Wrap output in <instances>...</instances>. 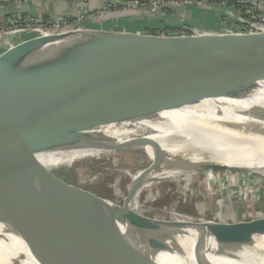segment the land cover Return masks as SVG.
Masks as SVG:
<instances>
[{
    "label": "water",
    "instance_id": "95a60500",
    "mask_svg": "<svg viewBox=\"0 0 264 264\" xmlns=\"http://www.w3.org/2000/svg\"><path fill=\"white\" fill-rule=\"evenodd\" d=\"M27 9L17 8L21 13ZM179 9L184 21L193 20L192 12L185 15L184 7L174 8ZM193 12L242 19L234 9L206 4L194 5ZM133 13L158 18L144 11L91 18L73 30L21 43L0 56V193L19 201L12 208L0 207V242L16 245L5 264H58L71 256L87 257L99 252L100 232L140 264H206L184 254V241H206L229 256L213 238L231 233L241 250L248 248L251 261L259 259L257 249L242 239L263 235L264 217L234 223L157 221L143 217L133 204L121 208L36 178L29 168L37 159L17 167L23 157L56 139L91 131L183 157L204 171L254 169L234 164L154 119L160 112L185 108L192 95L212 90L214 83L264 89V33L208 34L199 22L191 25L195 34L184 37L91 26ZM36 14L51 15L42 10ZM72 15L65 12L61 17ZM258 134L264 136V129Z\"/></svg>",
    "mask_w": 264,
    "mask_h": 264
},
{
    "label": "bare ground",
    "instance_id": "6f19581e",
    "mask_svg": "<svg viewBox=\"0 0 264 264\" xmlns=\"http://www.w3.org/2000/svg\"><path fill=\"white\" fill-rule=\"evenodd\" d=\"M154 120L171 132L221 152L234 164L254 168L250 171L253 174L264 172V136L258 134V129H264V89H242L214 83L212 90L192 95L185 108L160 112ZM75 144L79 146H74ZM106 151H136L145 154L148 159V167L138 170L134 181L131 180L129 193L133 199V209L138 204V196L146 187L195 172H204L208 176L213 174L212 171L188 165L183 157L164 155L112 135L91 131H78L56 139L23 157L17 167L23 168L36 159L42 164L40 168L58 167L61 163L89 159ZM18 204L19 201L13 196L0 193L1 208H12ZM242 240L252 245L249 248L257 249L259 259L251 261L248 258V248L241 250L232 233L213 238V242L225 248L229 256L223 255L210 243L202 240H185L181 250L188 258L206 264H264V234L254 233ZM15 251V244L0 242V264L12 259ZM98 251L84 258L71 256L58 264H140L128 250L104 232L99 233Z\"/></svg>",
    "mask_w": 264,
    "mask_h": 264
},
{
    "label": "rangeland",
    "instance_id": "374dc122",
    "mask_svg": "<svg viewBox=\"0 0 264 264\" xmlns=\"http://www.w3.org/2000/svg\"><path fill=\"white\" fill-rule=\"evenodd\" d=\"M76 15L77 13L73 16ZM13 16L20 18L19 14L14 13ZM32 17L37 18L38 15ZM229 22L235 23L231 20ZM209 25L210 22L206 24ZM218 32V29L213 30V33ZM28 35L31 40L38 38L35 33ZM0 36L3 37L0 45L6 39L9 44H13L5 32H1ZM136 153L106 151L89 159L61 163L58 167L38 169L42 164L37 163L30 166L29 170L33 176L46 183L81 190L112 205L125 208L133 204L129 194L131 180L134 181L138 170L149 165L145 155ZM261 174L250 171H216L208 176L204 172H195L146 187L140 197L138 196L135 209L145 218L163 222L234 223L256 220L264 216V172Z\"/></svg>",
    "mask_w": 264,
    "mask_h": 264
},
{
    "label": "built area",
    "instance_id": "2783aa9c",
    "mask_svg": "<svg viewBox=\"0 0 264 264\" xmlns=\"http://www.w3.org/2000/svg\"><path fill=\"white\" fill-rule=\"evenodd\" d=\"M32 0H0V35L5 32L7 37L23 33H35L39 37L55 35L57 33L73 30L91 18L105 16L125 11H144L159 15L175 7L188 9L197 4H206L224 8L234 9L242 14L241 22L228 18H221L217 21L216 27L220 31L217 34H256L264 33V0H73L83 7L78 8L75 17H59L58 19H46L43 16L37 18L19 12V6L30 4ZM40 2L42 0H39ZM58 2L60 0H46ZM97 2L100 3L98 10L95 9ZM94 4V9L90 5ZM262 9V10H261ZM6 12H9L6 15ZM19 14L20 18L13 16ZM144 34L159 37L191 36L195 31L183 20L177 25H162L147 27ZM3 37L0 36V40ZM0 45V56L11 50L14 45L3 40ZM1 44V41H0Z\"/></svg>",
    "mask_w": 264,
    "mask_h": 264
},
{
    "label": "crops",
    "instance_id": "0c3cea01",
    "mask_svg": "<svg viewBox=\"0 0 264 264\" xmlns=\"http://www.w3.org/2000/svg\"><path fill=\"white\" fill-rule=\"evenodd\" d=\"M97 6L95 7L94 4L91 3L90 7L96 10H98L100 3H96ZM26 7L28 6V11H23V15H28L30 17L38 15L36 14L39 10L49 12L55 19H58L59 17L62 16L63 13L68 12L69 14H75L76 11V6H78V2H75L73 0H60L58 2H52V1H46L42 0L41 2L39 0H32L29 5L25 4ZM23 6V5H22ZM179 12H175V10H168L166 12H163L158 16V18L152 19V18H144L143 16L139 14L133 13V16L130 17H117L111 20L104 21L99 24H92L91 26L96 29L100 30H105V31H115V32H134V33H142L146 31L147 27L150 25L154 26H162V25H177L180 24L184 19L181 16L183 11L178 10ZM194 11V6L188 8L185 10V15L188 14L189 12L191 13V18L193 19L191 22L190 21H185L187 25H193L194 22H199L204 26V28L207 30H212V31H205V33L208 34H217L213 33V30H217V27L215 24H217V21L222 18V16H212V15H206V13H196ZM9 12H6V15ZM225 13V12H224ZM262 13L264 14V9L262 10ZM49 15V17H52ZM225 15V14H224ZM73 16V15H72ZM106 16V15H105ZM98 17H103V16H98ZM96 17V18H98ZM227 17V16H226ZM95 18V17H94ZM210 19L206 21V19ZM229 20H232L233 17L228 16L227 17ZM235 20V19H234ZM210 22L209 26H206L207 23ZM106 27V28H99V27ZM35 37L39 38V35H35ZM10 40L15 44V46L19 45L22 42H27L28 40L31 41V37L28 35V33H23L20 35L16 36H11ZM14 46V47H15Z\"/></svg>",
    "mask_w": 264,
    "mask_h": 264
},
{
    "label": "trees",
    "instance_id": "16d2710c",
    "mask_svg": "<svg viewBox=\"0 0 264 264\" xmlns=\"http://www.w3.org/2000/svg\"><path fill=\"white\" fill-rule=\"evenodd\" d=\"M43 16H45L44 18H46V19H50L48 14L43 15ZM51 18H53V17H51ZM68 18H71V17H68Z\"/></svg>",
    "mask_w": 264,
    "mask_h": 264
}]
</instances>
